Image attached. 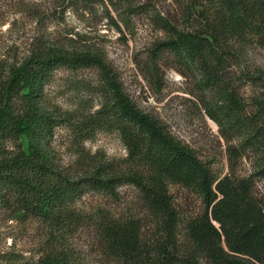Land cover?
<instances>
[{"label":"rangeland","instance_id":"374dc122","mask_svg":"<svg viewBox=\"0 0 264 264\" xmlns=\"http://www.w3.org/2000/svg\"><path fill=\"white\" fill-rule=\"evenodd\" d=\"M216 1L0 0V82L10 65L46 44L100 55L139 110L188 145L214 176L250 181L255 199L264 207V150L246 148L238 134L212 118L217 84H207L199 64H186L174 53L159 50L169 38L162 19L182 30L198 29ZM240 51L241 58L228 61L220 80L251 105L264 91L258 80L264 78V49L252 38ZM44 107L63 121L53 140L63 168L85 175L99 167L117 171L123 166L126 143L108 116L109 95L98 69H58L46 86ZM8 147L14 149L13 144ZM169 190L179 216L172 233L152 216L143 194L126 185L118 188L117 198L88 192L77 204L83 221L67 233L66 243L80 264H129L107 249L102 230L114 220H135L141 226L145 256L153 263L164 264L167 251L177 258L170 264H211L203 255L197 262L188 260L193 250L189 225L204 214L203 197L180 185H170ZM49 239L48 225L24 217L0 193V264H37L47 253Z\"/></svg>","mask_w":264,"mask_h":264},{"label":"trees","instance_id":"16d2710c","mask_svg":"<svg viewBox=\"0 0 264 264\" xmlns=\"http://www.w3.org/2000/svg\"><path fill=\"white\" fill-rule=\"evenodd\" d=\"M203 19L200 28L187 30L162 19L169 38L159 50L174 53L186 64H199L207 84H217L215 109L221 116L214 115V109L212 118L238 134L246 148L264 150V91L246 105L239 91L220 80L228 61L241 58L248 39L258 40L264 49V0H217ZM60 68L100 71L109 95L108 116L120 129L128 151L117 171L99 167L73 175L60 165L53 140L63 121L44 107L46 86ZM258 80L264 89V78ZM126 185L143 194L152 216L170 233L179 220L170 185L203 197L205 212L189 225L193 245L189 262L203 255L211 264H264V207L255 199L251 182L214 176L188 145L137 108L102 56L46 44L10 65L0 82V193L24 217L39 219L50 228L47 253L37 264H80L66 243L67 233L83 221L77 204L90 191L117 198L118 188ZM102 231L116 258L129 264H155L145 256L138 221L114 220ZM163 255L164 264L177 260L167 251Z\"/></svg>","mask_w":264,"mask_h":264}]
</instances>
